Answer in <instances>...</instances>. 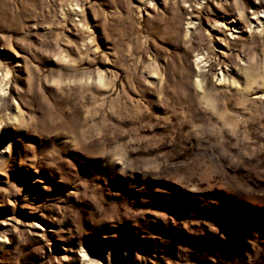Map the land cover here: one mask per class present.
Returning <instances> with one entry per match:
<instances>
[{
  "label": "rangeland",
  "instance_id": "rangeland-1",
  "mask_svg": "<svg viewBox=\"0 0 264 264\" xmlns=\"http://www.w3.org/2000/svg\"><path fill=\"white\" fill-rule=\"evenodd\" d=\"M261 13L0 0V264H264Z\"/></svg>",
  "mask_w": 264,
  "mask_h": 264
},
{
  "label": "bare ground",
  "instance_id": "bare-ground-1",
  "mask_svg": "<svg viewBox=\"0 0 264 264\" xmlns=\"http://www.w3.org/2000/svg\"><path fill=\"white\" fill-rule=\"evenodd\" d=\"M259 17H260V16L255 15V16H254V19H255V20H256V19H259Z\"/></svg>",
  "mask_w": 264,
  "mask_h": 264
},
{
  "label": "snow or ice",
  "instance_id": "snow-or-ice-1",
  "mask_svg": "<svg viewBox=\"0 0 264 264\" xmlns=\"http://www.w3.org/2000/svg\"><path fill=\"white\" fill-rule=\"evenodd\" d=\"M262 16H264V13H261Z\"/></svg>",
  "mask_w": 264,
  "mask_h": 264
}]
</instances>
